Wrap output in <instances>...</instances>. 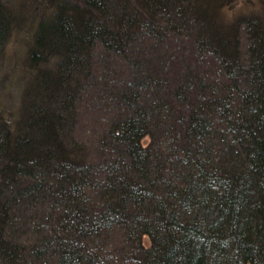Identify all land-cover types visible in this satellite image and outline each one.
<instances>
[{
    "label": "trees",
    "instance_id": "16d2710c",
    "mask_svg": "<svg viewBox=\"0 0 264 264\" xmlns=\"http://www.w3.org/2000/svg\"><path fill=\"white\" fill-rule=\"evenodd\" d=\"M44 1L0 110V264H264V14Z\"/></svg>",
    "mask_w": 264,
    "mask_h": 264
},
{
    "label": "rangeland",
    "instance_id": "374dc122",
    "mask_svg": "<svg viewBox=\"0 0 264 264\" xmlns=\"http://www.w3.org/2000/svg\"><path fill=\"white\" fill-rule=\"evenodd\" d=\"M0 4L10 16L7 33L0 37V110L13 121L19 116L24 91L31 86L28 83L32 84L29 81L31 73L26 68L27 50L48 7L45 1L38 4L35 0H0ZM248 11L263 15L264 7L259 0H231L225 9L230 17Z\"/></svg>",
    "mask_w": 264,
    "mask_h": 264
}]
</instances>
